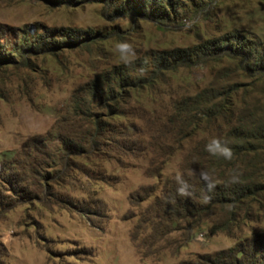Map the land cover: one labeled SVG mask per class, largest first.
I'll return each instance as SVG.
<instances>
[{
    "label": "rangeland",
    "instance_id": "1",
    "mask_svg": "<svg viewBox=\"0 0 264 264\" xmlns=\"http://www.w3.org/2000/svg\"><path fill=\"white\" fill-rule=\"evenodd\" d=\"M133 1L69 0L55 7L51 0H0V60L14 59L11 65L0 62V185L1 173L27 177L21 187L15 183L16 193L6 185L0 189L9 204L0 208V264H181L264 238L262 195L249 205L250 217L247 210L239 213L230 234H213L205 223L183 248L176 244L183 242L181 233L169 237L170 249L157 252L162 243H156L147 257L146 247L136 248L150 229L135 243V228L164 183L186 170L194 146L223 139L231 126L221 119L208 124L207 118L191 129L175 126L169 121L173 102L208 87L239 84L230 99L234 109L248 108L247 123L264 120V78L248 77L237 61L155 74L156 57L232 31L264 45V1L166 0V12L157 14L168 19L163 22L135 12ZM53 41L60 45L49 50ZM118 44L128 48L122 53ZM116 69L157 79L152 87L128 90L112 112L91 109L111 130L96 152L71 156L74 168L48 181L26 175L28 162L43 159L38 153L59 155L57 136L85 132L72 99ZM248 165L262 177L260 158Z\"/></svg>",
    "mask_w": 264,
    "mask_h": 264
},
{
    "label": "trees",
    "instance_id": "2",
    "mask_svg": "<svg viewBox=\"0 0 264 264\" xmlns=\"http://www.w3.org/2000/svg\"><path fill=\"white\" fill-rule=\"evenodd\" d=\"M51 1L55 7L69 3V0ZM165 2L166 0H147L146 3H137L134 0L132 7L141 15L144 12L148 15L153 13L151 16L163 22L168 19L165 17L161 20L157 18V14L166 12ZM117 7H121V4ZM248 35L251 38H245L238 31H232L201 42L195 47L163 52L156 57L155 65L158 70L155 74L175 73L183 68L218 64L228 60L237 61L238 69L248 77L264 78V45L256 36ZM59 43L60 41H53L48 44V49H57ZM2 59L4 61L0 62H4L5 65L14 62L12 56ZM156 79L131 78L127 71L116 69L84 85L79 89V93L74 95L72 104L73 115L86 122L87 129L78 138L57 136L60 145L59 155L38 153L43 159L28 162L25 174L29 173L31 177L48 181L61 174V169L66 173L68 169L74 168L70 157H83L96 152L100 139H104L106 133L111 131L110 126L102 119L101 113L91 109L98 106L112 112L113 105L118 106L123 98L128 96V90L139 89L143 87L142 85L152 87ZM239 87H241L239 84L220 88L208 87L193 96L173 102V117L169 121L175 126L189 129L192 125L196 126L206 121L203 120L206 118L208 124L221 119L231 126L226 135L222 136L223 139L216 141L219 147L213 143L194 146L185 157V161L190 158L184 168L186 170H182L179 176L167 180L163 185L162 195L156 196L142 214L132 240L136 243L139 233L148 226L149 234L144 241L136 244L139 250L147 248L143 257L152 254L151 247L156 243H162L157 252L170 249L172 243L169 237L175 233H181L183 237L180 239L183 242L176 243L179 246L177 249L185 247L192 233L205 223L211 224L210 230L213 234L220 231L230 234L240 219L239 213L243 209L247 210L246 218L250 217L249 205L264 195V120L250 119L247 123V117L250 118L248 108L240 112L234 109L230 99ZM244 104L246 106V103ZM244 112L246 113L244 119L242 116L235 119L237 114ZM233 121L236 124L234 126ZM32 143L43 144L41 140H33ZM223 148L230 152L227 158L220 152ZM254 158H260L262 177L258 176L259 170L255 173L254 167L248 165ZM216 174L219 175L218 179L214 177ZM1 175L3 184L0 185V189L6 185L12 193H16L14 185L18 184L21 187V183L27 181L25 175L23 179L13 173L12 178H5L2 173ZM151 192L154 193L155 190ZM148 196L152 197L150 194ZM8 205L0 192V208ZM181 264H264V238L255 236L216 256L200 257L195 262Z\"/></svg>",
    "mask_w": 264,
    "mask_h": 264
},
{
    "label": "clouds",
    "instance_id": "3",
    "mask_svg": "<svg viewBox=\"0 0 264 264\" xmlns=\"http://www.w3.org/2000/svg\"><path fill=\"white\" fill-rule=\"evenodd\" d=\"M117 48L123 53L124 50H126L128 48V45L127 44H118L117 45ZM123 58V57H122ZM126 62V61H125ZM213 144L216 145V147H219L217 145V142L216 141H212ZM220 152L227 158L228 156H230V152L228 151L227 148H223V149H220Z\"/></svg>",
    "mask_w": 264,
    "mask_h": 264
}]
</instances>
